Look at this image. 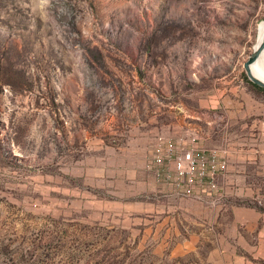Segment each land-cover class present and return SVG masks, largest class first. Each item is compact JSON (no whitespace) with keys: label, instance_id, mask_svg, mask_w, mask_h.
<instances>
[{"label":"rangeland","instance_id":"rangeland-1","mask_svg":"<svg viewBox=\"0 0 264 264\" xmlns=\"http://www.w3.org/2000/svg\"><path fill=\"white\" fill-rule=\"evenodd\" d=\"M263 20L264 0H0V264H234L223 191L199 212L153 155L260 151Z\"/></svg>","mask_w":264,"mask_h":264},{"label":"crops","instance_id":"crops-1","mask_svg":"<svg viewBox=\"0 0 264 264\" xmlns=\"http://www.w3.org/2000/svg\"><path fill=\"white\" fill-rule=\"evenodd\" d=\"M202 144L208 146L209 142ZM257 144L230 148L228 169L220 178L225 194L219 202L222 213L228 211L232 217L234 264H264V142L260 151ZM215 199V195H202L191 201L203 213L210 210Z\"/></svg>","mask_w":264,"mask_h":264},{"label":"built area","instance_id":"built-area-1","mask_svg":"<svg viewBox=\"0 0 264 264\" xmlns=\"http://www.w3.org/2000/svg\"><path fill=\"white\" fill-rule=\"evenodd\" d=\"M153 155L156 178L180 196H221L220 178L229 165V150L198 141L160 137Z\"/></svg>","mask_w":264,"mask_h":264},{"label":"bare ground","instance_id":"bare-ground-1","mask_svg":"<svg viewBox=\"0 0 264 264\" xmlns=\"http://www.w3.org/2000/svg\"><path fill=\"white\" fill-rule=\"evenodd\" d=\"M264 35V20L260 23L258 28V36L256 41L254 42V51L258 49V47L261 45V42L263 40ZM251 68L253 72L264 79V49L262 50L259 57L251 64Z\"/></svg>","mask_w":264,"mask_h":264},{"label":"water","instance_id":"water-1","mask_svg":"<svg viewBox=\"0 0 264 264\" xmlns=\"http://www.w3.org/2000/svg\"><path fill=\"white\" fill-rule=\"evenodd\" d=\"M263 49H264V35H263V40L261 42V45L258 47V49H256L255 51H253L249 55V58L244 63V67H245L246 73H247L248 77L250 78V80L252 82H254L255 84L261 86L262 88H264V79H262L261 77L257 76L253 72V70L251 68V64L259 57V55L261 54Z\"/></svg>","mask_w":264,"mask_h":264}]
</instances>
